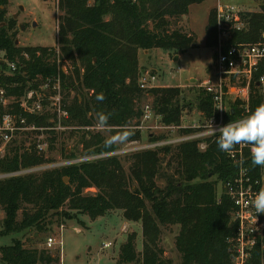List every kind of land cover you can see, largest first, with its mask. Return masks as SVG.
<instances>
[{
  "label": "trees",
  "instance_id": "trees-1",
  "mask_svg": "<svg viewBox=\"0 0 264 264\" xmlns=\"http://www.w3.org/2000/svg\"><path fill=\"white\" fill-rule=\"evenodd\" d=\"M204 1L58 0L62 12L58 24L59 49L63 58L72 63V73H62L61 85L63 90H77L75 81L78 80L88 91L83 96L84 103L76 100L68 107L71 119L78 125L89 126L98 112H105L112 114L111 126L130 125L135 119L139 123L143 109L135 100L145 91L140 83L144 73L139 67V51L163 48L186 52L195 47V35L171 26L173 20L189 14L191 5ZM7 2L0 0V68L5 70L9 62H15L17 70L12 75L0 73V84L7 97L22 98L29 82L40 75L57 74L59 53L56 48L15 45L10 34L11 21L2 25L6 22ZM240 18L247 27L234 33V41H256L264 31V0L260 11L242 12ZM206 31L207 47L215 46L216 8L210 13ZM263 72L264 68L255 73L251 84L250 113L264 103V93L257 83ZM147 91L154 95V114L165 124L179 125L185 107L180 99L181 90L153 87ZM100 93L105 97L103 101L96 99ZM199 103L201 111L210 119L214 112L212 95L203 89ZM240 103L241 100L225 113L226 121L243 118ZM6 111L26 118L27 124L45 126V116L28 115L18 104L9 105ZM140 136L137 130L131 139ZM216 139L208 138L204 150L199 147L200 140L193 139L175 147L168 144L133 152L128 157L129 172L118 156L111 155L40 173L14 175L51 162L38 151L37 145L22 150L14 147L4 156L0 155V175H7L0 178V209L5 212L0 237L31 228L42 230L52 212L65 210L68 211L63 215L66 218L87 214L95 219L122 210L127 220L142 223V264H172L171 259L163 256L159 243L161 226L173 224L180 225L176 247L182 264H232L234 252L230 240L238 226L232 215L235 204L224 188L218 194V185L223 186L235 177L239 163L219 150ZM96 147L95 153L115 149L105 147L103 140ZM244 159L251 176L261 179V167L251 164L250 149L246 147ZM165 161L170 170L163 168ZM174 163V172H170ZM65 177L70 179L69 183ZM160 179L166 180L162 186L158 183ZM91 187H96L98 192H86ZM135 239L136 234H130L122 246L120 261L123 263L139 261ZM263 246L264 240L259 237L247 264H263ZM0 253L4 264L53 261L37 248H25L20 240L2 246Z\"/></svg>",
  "mask_w": 264,
  "mask_h": 264
},
{
  "label": "rangeland",
  "instance_id": "rangeland-1",
  "mask_svg": "<svg viewBox=\"0 0 264 264\" xmlns=\"http://www.w3.org/2000/svg\"><path fill=\"white\" fill-rule=\"evenodd\" d=\"M238 5L242 12L260 11L263 0H229ZM93 2V0H89ZM218 0H205L202 3L191 5L188 15L182 16L178 20L172 21L171 29H181L182 31L195 35L197 45L186 52L177 50H166L163 48H152L147 53L144 49L139 51V67L143 73L147 71L156 76L154 82L156 88L175 87L181 90L180 99L185 107L182 111L179 125H168L162 122L161 117L154 114L150 120L135 119L130 125L111 126L108 129H100L96 126V119L92 118V125H78L76 120L71 119L68 107L78 100L84 103V97L88 91L80 86V82L75 81L77 90L71 88L63 90L61 85V75L72 73V63L65 60L59 49L58 24L59 16L62 12L58 8V0H8L6 5V22L11 21V37L14 44L20 47H44L58 49V69L56 75L38 76L27 84L23 91V96L29 92H34L30 98L25 96L8 97L9 105L18 104L20 109L28 115L45 116V126L27 124L28 129L16 131L13 138L5 140L0 131V155L4 156L14 147L21 150L37 145L38 151L50 158L51 162L21 170L18 174L30 172L40 173L47 169L62 168L75 163L88 160H96L102 157L118 156L129 172L130 162L128 157L133 152L147 149H154L157 146L173 145L188 141L200 140L201 150L207 148V139L216 138L209 134V118L199 107V95L203 90L202 84L208 79L214 65L216 45L207 47L206 29L210 13L216 8ZM3 8V6H2ZM108 17V16H107ZM106 17V18H107ZM4 56H1L3 58ZM24 67V66H22ZM180 67H183L180 69ZM9 66L5 68L8 70ZM154 74L152 70H154ZM0 73L4 69L0 68ZM68 86L71 84L69 81ZM55 86H57L55 88ZM59 86V87H58ZM23 99L32 106L42 101L41 110L31 112L23 107ZM240 99L232 97L229 100V107L234 108ZM154 95L147 90L143 91L140 98L135 100V104L143 109L146 104L153 106ZM247 101L241 100L239 107L244 109L242 117L250 114L246 111ZM214 106V103H213ZM213 116L216 111L213 107ZM92 117V113H89ZM211 117V118H212ZM22 118V117H21ZM225 118V117H224ZM230 121L224 119L223 122L216 120L212 122L214 126H221ZM138 123V124H137ZM129 128L135 133L140 130L139 139H130L120 148H115L111 152L95 153L96 143L100 140L104 142L111 137L116 139L121 129ZM117 134V135H114ZM153 138H152V137ZM156 139V140H155ZM42 145V149L38 145ZM250 149V146H246ZM176 163L170 172H174ZM163 168L167 169V162L163 163ZM262 178L264 168L261 167ZM13 175V174H12ZM7 175H0V178ZM66 178V177H65ZM217 176L214 177L216 179ZM70 179L68 178V182ZM159 185L166 183L165 179L158 181ZM90 194H96L98 189L91 187L86 190ZM223 192L222 184L218 185V194ZM68 211L52 212L47 218L42 230L31 228L22 232L1 236L0 248L8 246L20 240L25 248H37L43 251L46 256H51L53 261L50 264H142V251L144 248V234L142 223L127 220L122 210H114L103 216L92 219L87 214H80L78 218H66L63 216ZM22 213H19V217ZM5 218V212L0 209V226ZM180 231L179 224L161 226L160 246L164 252L163 256L172 260V264H182L181 254L176 247V238ZM136 234V250L139 253V261L123 263L120 261L122 246L127 242L130 234ZM54 237L58 243L53 247H48L47 239ZM264 240V232L261 237ZM62 241V245L59 243ZM110 244L106 246L105 244ZM264 247V246H263ZM1 257V253H0ZM0 264H4L0 260ZM47 264V263H37ZM264 264V262H263Z\"/></svg>",
  "mask_w": 264,
  "mask_h": 264
},
{
  "label": "built area",
  "instance_id": "built-area-1",
  "mask_svg": "<svg viewBox=\"0 0 264 264\" xmlns=\"http://www.w3.org/2000/svg\"><path fill=\"white\" fill-rule=\"evenodd\" d=\"M241 13L242 10L236 3L229 0H218L214 65L208 79L202 84L203 89L212 95L213 107L216 111V116L210 118L209 122H216L219 119L220 122L224 121L225 113L231 109L228 105L232 97L247 101L245 108L249 112L251 84L254 75L264 68V31L254 42L234 41V33L247 27V23L240 18ZM8 66V70H4V72L11 75L15 73L17 64L9 62ZM182 68L180 67V69ZM155 80V75L144 72L140 82L141 88L144 90L153 88ZM257 83L264 93V72L260 74ZM33 93L29 92L25 96L29 95L31 98ZM41 102L34 103L31 108L28 101L23 99L21 105L31 112H36L41 110ZM8 106L6 90L0 84V131L5 140L12 139L16 131L28 129L24 118L6 111ZM153 117L152 106L146 104L143 108L142 119L150 120ZM38 147L43 148L41 144ZM245 147L237 146L232 153H227L235 163H239V170L234 178L223 184L225 192L235 204L232 215L238 224L236 232L230 240L234 252L232 264H247L252 256L253 248L264 232V214H259L256 217L255 209L252 207L254 196L260 188L264 187V176L261 179H254L251 176L250 169L244 164ZM56 243L58 242L54 237L47 239L48 247H53ZM59 243L62 245V241ZM105 245L109 246L110 244Z\"/></svg>",
  "mask_w": 264,
  "mask_h": 264
},
{
  "label": "clouds",
  "instance_id": "clouds-1",
  "mask_svg": "<svg viewBox=\"0 0 264 264\" xmlns=\"http://www.w3.org/2000/svg\"><path fill=\"white\" fill-rule=\"evenodd\" d=\"M98 101L105 99L103 93L96 96ZM111 113L98 112L96 126L100 129L110 128ZM209 134L217 136L216 144L220 151L232 153L237 146H250L251 164L264 168V103L259 104L249 115L221 126L209 125ZM117 135V134H114ZM134 135L129 128L121 129L116 139L109 137L105 141L107 148H120L128 143ZM246 171V169H245ZM256 217L264 214V187L256 193L252 200Z\"/></svg>",
  "mask_w": 264,
  "mask_h": 264
},
{
  "label": "crops",
  "instance_id": "crops-1",
  "mask_svg": "<svg viewBox=\"0 0 264 264\" xmlns=\"http://www.w3.org/2000/svg\"><path fill=\"white\" fill-rule=\"evenodd\" d=\"M141 50H143V49H141ZM141 50H140V51H141ZM149 50H150V49H146L145 51L148 53V52H149ZM154 71H155V69H154V70H152V73H153V74H154ZM146 72H147V71H146Z\"/></svg>",
  "mask_w": 264,
  "mask_h": 264
},
{
  "label": "water",
  "instance_id": "water-1",
  "mask_svg": "<svg viewBox=\"0 0 264 264\" xmlns=\"http://www.w3.org/2000/svg\"><path fill=\"white\" fill-rule=\"evenodd\" d=\"M65 182H66V183L68 182V177L65 178ZM231 226H232V224H231Z\"/></svg>",
  "mask_w": 264,
  "mask_h": 264
}]
</instances>
